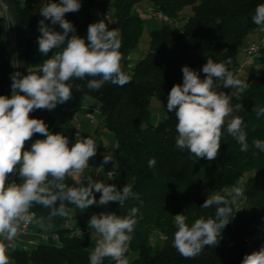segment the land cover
Instances as JSON below:
<instances>
[{"label": "trees", "instance_id": "16d2710c", "mask_svg": "<svg viewBox=\"0 0 264 264\" xmlns=\"http://www.w3.org/2000/svg\"><path fill=\"white\" fill-rule=\"evenodd\" d=\"M143 1L80 0L81 9L65 15L77 29L76 34L86 39L89 25L95 23L94 18L99 19L100 14L110 11L114 22L110 30L117 29L121 40V67L130 77V82L124 86L109 82L99 90L87 88L91 77L69 81L73 85L72 97L92 98L100 103L104 128L116 136L114 158L108 164L103 163L104 155L109 154L107 147L100 139H93L97 145L96 165H102L107 176L112 173V177L104 182L115 184L121 190L129 184L143 201L141 205L129 199L123 207L119 202H110L104 209L99 208V213L115 212L123 217L131 208H139L133 239L125 254L129 264H242L246 254L264 246V152L252 147L253 139L264 140V116L257 118L253 112L255 105L264 106V74H259L253 67L247 80L249 87L234 98V105L242 106L235 115L244 121L250 145L247 152L240 151L241 145L227 132L231 119H225L221 147L215 160L199 159L187 150L179 149L175 143L177 120L175 113L167 111V103L173 86L183 84L184 66L199 72L200 78L204 79L202 68L208 58L223 63L230 57L231 64L226 67L237 75L239 54L249 36L261 28L252 22L251 17L256 6L264 4V0H147L153 5L149 13L161 11L171 22H162L150 32L147 51L132 64V52L139 47L145 30L143 18L134 14L133 9ZM55 2L59 3V0ZM15 6L24 34L26 76L28 70L38 71L43 61L51 58L57 49L47 57L35 50L37 38L41 35L38 18L42 3L22 7L15 2ZM55 30L62 31L59 25ZM4 38L5 28L0 20V96L11 97L14 71L5 58ZM255 61L264 67V47ZM154 97L164 104L165 115L161 120L152 121L149 107ZM30 118L41 119L53 134L68 137L70 146L77 140L92 138L88 133H82L79 138L76 126L64 127L47 109L34 110ZM37 139L46 137L35 134L29 143L32 145ZM151 159L156 160L153 168L148 166ZM80 179L68 177L66 183L77 186ZM238 181L246 198H241L233 208L234 217L217 237V244L206 246L195 258L181 256L173 247L177 231L174 216L185 214L189 226L200 217L214 218L215 206L201 207L208 194H223L225 188ZM84 184L87 186V180ZM95 196L99 201L101 193H95ZM68 207L71 209L70 220L77 218L78 215L73 214L77 207ZM31 210L38 217L48 215V210L40 205H34ZM66 221L69 219L54 218L45 233L59 234L58 243L41 241L33 248H15L8 255L10 264H90L92 237L71 233L64 227ZM43 231L39 227L38 232L42 234ZM155 233L158 234V245L153 243ZM103 264L116 262L109 257Z\"/></svg>", "mask_w": 264, "mask_h": 264}, {"label": "clouds", "instance_id": "9594fccd", "mask_svg": "<svg viewBox=\"0 0 264 264\" xmlns=\"http://www.w3.org/2000/svg\"><path fill=\"white\" fill-rule=\"evenodd\" d=\"M81 7L80 0H59V3L45 0L42 3L40 15L44 19L38 25L41 33L37 38L39 51L45 57L51 50L57 51L43 61L38 71L28 70L23 78L20 72L13 73L11 97L0 96V237L3 238L0 240V264H10L7 255L10 244L4 241H13L29 225L47 230L54 218L70 220L68 205L88 209L93 205L119 202L123 207L129 199L143 204L140 194L134 193L129 184L121 190L115 184L83 175L90 159L97 155V145L92 138L77 140L70 146L68 137L53 134L43 120L30 118L34 110H53L69 101L73 87L70 80L91 77L87 82L89 90H99L109 82L118 86L130 82L121 67L123 57L117 29L109 30L108 23L101 19L89 25L85 39L76 34L73 23L65 18L67 13L78 12ZM251 19L255 25L264 27V4L256 6ZM46 21H50V25ZM56 25L62 31H56ZM226 64H231L230 57L223 63L208 58L202 68L204 79L200 78L199 72L184 66L183 84L173 86L168 94L167 111L175 113L177 120L176 147L199 159L212 161L217 158L222 128L229 116L232 118L227 124V132L241 145L240 151L247 152L250 148L243 119L233 115L242 106L232 103L236 90L243 92L249 85L237 78ZM221 86L233 88L232 95L218 92ZM76 87L79 91V86ZM253 112L257 118L264 116V106L255 105ZM35 134L46 139H37L30 150H24L26 142ZM252 147L264 152V140L253 139ZM113 158V154H105L103 163L108 164ZM155 165L156 160L151 159L148 166L153 168ZM13 173L19 175L20 183L9 181V174ZM108 175L111 177L112 173ZM68 177L81 179L77 186H69L66 183ZM84 180H87V186ZM95 193H101L99 201ZM241 198L246 196L238 181L225 188L223 194L211 193L201 206H215L214 218L200 217L189 226L185 214L175 215L177 231L173 247L187 259L200 255L206 246L216 245L217 237L234 217L233 208ZM34 205L47 209L48 215L38 217L31 211ZM138 212L139 208L133 207L127 216L101 212L90 218L92 235L100 237L90 253V264H103L109 257L116 264H129L125 254L133 239ZM242 264H264V246L246 254Z\"/></svg>", "mask_w": 264, "mask_h": 264}, {"label": "rangeland", "instance_id": "374dc122", "mask_svg": "<svg viewBox=\"0 0 264 264\" xmlns=\"http://www.w3.org/2000/svg\"><path fill=\"white\" fill-rule=\"evenodd\" d=\"M34 2L37 1L39 3H44L45 0H33ZM49 2H55V0H49ZM153 5L145 0L141 3H139L138 5L135 6V8L133 9V13L141 16L144 20V24H145V30L143 33V36L141 38V42L139 44V47L132 52L131 55V63L134 64L138 59H140L144 53L147 51L148 47H149V34L151 31L157 29L158 27H160L162 25V22L158 21V20H153V19H147V15L150 12V10H152ZM189 12V10H187ZM187 12H185V16H186ZM95 23L99 22L100 20L95 17L94 18ZM182 23V22H181ZM2 25L3 27H6L5 21L2 20ZM50 25V23H49ZM12 28V26H11ZM259 33V32H258ZM258 33L254 32L252 33L248 39L251 38H255L258 37ZM260 36L263 37V34L259 33ZM261 37V38H262ZM36 52H40L39 51V46L37 45L35 47ZM244 55V48L241 51V53L238 56V61H240V58L243 57ZM241 63V62H240ZM258 68H257V67ZM255 68L257 69V72L259 74H264V67H262L261 65H256ZM251 68L250 65L243 67L241 69V71L239 73H237V78H239L240 80L244 81L247 83L248 80V76L251 72ZM246 90V89H245ZM244 90V91H245ZM234 89L230 87V94L232 95ZM243 91V92H244ZM241 92H239L238 90H236V94L233 96L232 99V103L234 105V98L237 94H239ZM76 106H85L90 110H97L98 113L95 114V119L94 122L91 123L89 120H87L85 118V111H82L80 116H79V122L81 124V128H80V132L83 134H90V136L92 137V139H100L103 144L107 147V151L108 153L113 154L114 149L116 148L117 145V139L116 136L112 133H109L108 131H104V116L101 114L100 112V103L92 98H83V97H72L69 101L63 103V104H59L57 105V107L53 110H50V112L55 116V118L57 119V121L59 123H62L64 127L68 128V127H77L76 122L73 120V118H69L68 115L64 112V109L66 108H70V107H76ZM149 112L151 114V118L152 121L158 119L161 120L164 118L165 115V106L162 102H160L157 98H153L151 101V105L149 107ZM236 113V112H235ZM235 113H233V115H235ZM232 118V116H229L226 118V120H230ZM84 136V135H83ZM80 137H82V135H80ZM31 149V144L28 142H26L25 144V149L24 150H30ZM99 173V178H95V174ZM84 176H90L92 179L97 180V181H106L108 180V176H107V172L104 170V167L101 166H97L94 157H92L89 161V167L84 169ZM12 178L17 179L19 182H21V179L19 177V175L17 173H13L12 174ZM81 178V177H79ZM210 194H208L209 196ZM99 208L100 210L104 209V206H97V205H93L91 206V209L98 211L99 212ZM73 214H77L78 217L74 218L73 220H69L66 221L69 224H71L72 226L76 227V228H80L81 225H85L84 228H89V220L92 217L91 214L89 213V211H87V209H79V208H75L73 209ZM79 220H83V222H80ZM65 222V223H66ZM39 230V226L36 225H32L31 226V232H35L38 233ZM44 233H48V229L43 231ZM98 238L92 237L93 243H92V248L94 249L96 242L100 239L99 235H97ZM153 238V243L158 245V234L155 233L152 236ZM1 239V237H0ZM34 245H31L30 248H33ZM19 249H24L22 247H19Z\"/></svg>", "mask_w": 264, "mask_h": 264}, {"label": "built area", "instance_id": "2783aa9c", "mask_svg": "<svg viewBox=\"0 0 264 264\" xmlns=\"http://www.w3.org/2000/svg\"><path fill=\"white\" fill-rule=\"evenodd\" d=\"M14 2L19 3L22 7H31V6H34V4H35V2L33 0H14ZM98 17L100 20L103 19V20H105L106 23H108L109 30L112 28L114 22H113L112 13L110 11H106V12L100 14ZM149 17L152 19L158 20L160 22H163V23L171 22L169 17L166 16L161 11H153V12L149 13ZM41 19H43V17L40 15L38 18V25H39V21ZM0 20H1V22H2V20L5 21V24H6V27H4L5 28V38L3 41V47H4V53H5L6 61L10 64L14 73L19 72V49H18L17 33H16V28H15L13 18L11 16L10 8H9L6 0H0ZM11 26H12V28H11ZM258 32L263 34V37L257 41H247L246 46L244 48V56L247 60H256L259 52L264 47V27H261L258 30ZM55 50L56 49H53L49 53H53V52H55ZM14 62H15V67L13 66ZM242 67L243 66L240 65L237 73H239L241 71ZM221 91L230 95L229 88H224L222 86L218 90V92H221ZM82 111H85V118L87 120H89L91 123H93L94 119H95V114L98 113L97 110H94V109L90 110L85 106H76V107L66 108L64 111L65 113L70 115L73 118V120L76 122L77 129H78L77 135L79 138H82V137H80V135H82V133L80 132L81 124L79 122V116H80ZM108 177H109V175H108ZM111 177H112V175H111ZM111 177H109V178H111ZM95 178H99L98 172L95 174ZM13 180L17 183H20L17 179L12 178V174H11L9 181L11 182ZM87 211H89L91 216L99 214L98 211L91 209V206L87 209ZM31 226L32 225H29L27 228L23 229L13 241H11V242L4 241L6 244H10V247H8V249H7V255H9L15 248H18V243H19L20 239L29 235V233L31 232ZM263 226H264V223H263ZM64 227H65V229L70 230L71 233L78 235V236H82V237L89 236V237L98 238L97 235H92L93 230L89 229V228H76V227L72 226L71 224H69L68 222H66L64 224ZM78 229H79V233L77 232ZM0 240H3V238L1 237ZM41 241L46 242V243H48L50 241H54V242L58 243L60 241V235L57 233H54L52 235H48V234L43 233L40 235V242Z\"/></svg>", "mask_w": 264, "mask_h": 264}, {"label": "water", "instance_id": "95a60500", "mask_svg": "<svg viewBox=\"0 0 264 264\" xmlns=\"http://www.w3.org/2000/svg\"><path fill=\"white\" fill-rule=\"evenodd\" d=\"M6 2L10 8L11 16L13 18L16 28L18 49H19V72L22 74L21 78H23V76H25V41H24L22 24L18 16L14 0H6ZM21 94L23 95V93ZM10 175L11 174H9V178Z\"/></svg>", "mask_w": 264, "mask_h": 264}, {"label": "crops", "instance_id": "0c3cea01", "mask_svg": "<svg viewBox=\"0 0 264 264\" xmlns=\"http://www.w3.org/2000/svg\"><path fill=\"white\" fill-rule=\"evenodd\" d=\"M37 2V1H35ZM44 19V18H43ZM47 23H50V21H46ZM258 33V32H257ZM262 36H260V34L258 33V37H255V38H251V39H248V41H257L259 39H261ZM243 55V53H242ZM241 62V63H240ZM240 65L243 66V67H246L248 65H250V67H255L256 65H258V63L255 61V60H247L245 58V56L243 55L242 58H240V61H239ZM242 67V68H243ZM257 67V66H256ZM251 68V69H252ZM258 68V67H257ZM229 90H230V87H229ZM229 95V94H228ZM231 95V94H230ZM104 131H107L105 128H104ZM82 222V221H81ZM44 232H42L43 234ZM40 232L38 233H35V232H30L28 236L20 239L19 243H18V248L19 247H22V248H30L31 245H36L40 242Z\"/></svg>", "mask_w": 264, "mask_h": 264}]
</instances>
